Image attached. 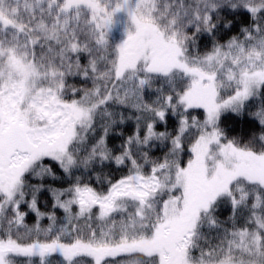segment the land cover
Instances as JSON below:
<instances>
[{"label":"snow or ice","instance_id":"1","mask_svg":"<svg viewBox=\"0 0 264 264\" xmlns=\"http://www.w3.org/2000/svg\"><path fill=\"white\" fill-rule=\"evenodd\" d=\"M0 264H264V0H0Z\"/></svg>","mask_w":264,"mask_h":264}]
</instances>
